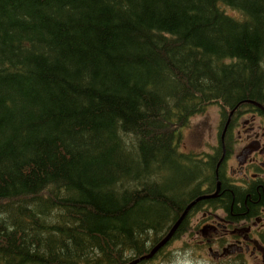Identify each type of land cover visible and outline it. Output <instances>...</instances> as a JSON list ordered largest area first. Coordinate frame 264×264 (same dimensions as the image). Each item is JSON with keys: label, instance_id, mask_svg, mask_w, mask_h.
I'll use <instances>...</instances> for the list:
<instances>
[{"label": "trees", "instance_id": "1", "mask_svg": "<svg viewBox=\"0 0 264 264\" xmlns=\"http://www.w3.org/2000/svg\"><path fill=\"white\" fill-rule=\"evenodd\" d=\"M249 102L264 0H0V264L149 253L217 188L220 157L184 151L182 130Z\"/></svg>", "mask_w": 264, "mask_h": 264}, {"label": "flooded vegetation", "instance_id": "2", "mask_svg": "<svg viewBox=\"0 0 264 264\" xmlns=\"http://www.w3.org/2000/svg\"><path fill=\"white\" fill-rule=\"evenodd\" d=\"M247 104L250 105L230 109L223 116L227 132L225 138L223 134L220 136L214 154L220 157L217 165L220 175L217 188L207 194L223 187L224 198L202 201L199 209L189 213L181 234L184 237L187 229H193L194 237L208 249L215 264H264V106ZM247 125L251 126L250 131L258 128V133L248 134ZM243 132L247 135H242ZM245 194L250 200L244 211L237 198ZM229 195L233 200L230 205ZM195 216L198 219L192 225ZM198 229L200 233H196Z\"/></svg>", "mask_w": 264, "mask_h": 264}, {"label": "rangeland", "instance_id": "3", "mask_svg": "<svg viewBox=\"0 0 264 264\" xmlns=\"http://www.w3.org/2000/svg\"><path fill=\"white\" fill-rule=\"evenodd\" d=\"M230 14L237 15L234 11H230ZM224 111L229 114L230 109H225L219 103H213L203 113L193 116L182 130L183 150L199 157L214 153L220 144V136L223 134L225 138L227 132L226 125L224 127L222 124ZM250 127V125L246 126L248 134L252 133V136H255L259 129L250 131ZM242 135L246 136L247 133L243 132ZM197 219L195 216L191 224L195 225ZM199 231L198 229L196 233H200ZM187 232L184 237L174 240L153 262L144 264H215V259L208 249L200 245L199 238L194 237L193 229H187ZM149 245L151 246L152 242Z\"/></svg>", "mask_w": 264, "mask_h": 264}, {"label": "water", "instance_id": "4", "mask_svg": "<svg viewBox=\"0 0 264 264\" xmlns=\"http://www.w3.org/2000/svg\"><path fill=\"white\" fill-rule=\"evenodd\" d=\"M218 193H219V189L217 190V192L215 194L209 195V196H201V197L197 198L195 201H193L191 204H189V206L186 208V210L184 211L182 216L179 218L177 223L170 230V232L160 242H158L151 249V251L149 253H147V254H145V255L133 260L132 262H130L128 264H140V263H142L144 261L151 260L161 249H163L165 246H167V244L172 240V238L175 235V232L178 230L179 226L185 220V218H186L187 214L189 213V211L191 210V208L194 207L201 200L217 197Z\"/></svg>", "mask_w": 264, "mask_h": 264}, {"label": "bare ground", "instance_id": "5", "mask_svg": "<svg viewBox=\"0 0 264 264\" xmlns=\"http://www.w3.org/2000/svg\"><path fill=\"white\" fill-rule=\"evenodd\" d=\"M181 216H182V215H181ZM182 223H183V222H182ZM180 226H181V225H180ZM180 226H179V227H180ZM178 229H179V228H178ZM176 232H177V231H176ZM176 232H175V233H176Z\"/></svg>", "mask_w": 264, "mask_h": 264}]
</instances>
